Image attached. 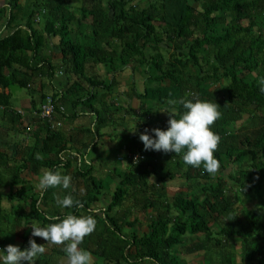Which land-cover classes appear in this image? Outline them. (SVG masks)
I'll use <instances>...</instances> for the list:
<instances>
[{
	"label": "trees",
	"instance_id": "obj_1",
	"mask_svg": "<svg viewBox=\"0 0 264 264\" xmlns=\"http://www.w3.org/2000/svg\"><path fill=\"white\" fill-rule=\"evenodd\" d=\"M7 1L4 26L12 29L0 35L2 107L11 103L13 87L29 88L33 78L40 75L51 78L59 63L75 76V81L66 89L68 94L79 84L78 79L109 89L115 85L118 71L127 65H137L134 68L139 72L142 68L145 79L142 92L137 94L141 100L159 102L168 110L173 107L169 100L178 101L191 92L193 95L186 98L216 102L220 106L221 117L211 130L221 138L214 153L220 165L218 172L230 167L225 175L227 182L224 176L218 177V172L211 175L203 166L186 165L182 154L165 153L168 161H174L172 169H167L166 165L153 160L157 151H146L137 145L142 144L137 134L122 135L131 147L117 160H125L130 168L122 171L102 216L91 214L97 222L94 234L98 235L97 224L101 221L111 227L101 231L106 234L100 246L108 264H185L178 254V245L187 253L202 251L203 264H237V239L241 246V264H264V201L254 209L242 208L239 212L234 209L236 203L259 196L253 190H260L264 183V92L261 91L264 0H146L143 7L135 0H81L78 7L72 5V0H34L29 10H24L17 0ZM192 1L197 2L198 7H194ZM3 8L0 6V15ZM20 13H25V23L12 26ZM35 15L41 22L39 28L33 26ZM73 20L81 25L77 33L70 30ZM56 35L57 54H43L48 38ZM53 56L58 59L56 64ZM90 62L104 65L111 76H86V65ZM190 65H195L193 71ZM211 78L220 84L207 82ZM52 96L55 114L60 101ZM85 96L83 101H89L93 94ZM81 97H74L71 103L75 104ZM175 108L178 113L185 111L179 104ZM96 113L97 123L103 121L99 111ZM146 114L152 115L148 107L144 108L143 115ZM243 114L247 115L246 120L236 127ZM164 119L157 128L167 129L169 117ZM43 123V134L34 148L30 146L26 161L32 170L46 165L56 171L58 164L53 157L61 159L67 149L66 138L58 128H50L48 121L43 119ZM143 123V126L147 124ZM149 135L155 136L154 133ZM128 152H139L145 157L134 163L127 156ZM6 159V154L0 152V165L7 164ZM68 161L66 158L65 164ZM14 169L20 171L19 167ZM90 172L91 166L79 173L88 175ZM153 173L159 181L178 174L194 179L197 194L178 192L167 198L162 193L144 198L143 201H151L154 208L148 230L125 238L119 224L107 212L120 205L130 189L141 192L148 189L144 187ZM16 179H19L18 173L14 181ZM89 181L86 194L74 199L85 211L100 199L104 190L102 181L92 176ZM151 185L154 187L155 183ZM53 189L43 191L41 197L45 198ZM37 200L30 198L26 218L37 215L45 224L58 222L46 219V214L39 212ZM80 207L73 206L66 215H83ZM230 217L234 218L227 220ZM211 224L218 227L217 231ZM48 263L46 258L35 262Z\"/></svg>",
	"mask_w": 264,
	"mask_h": 264
},
{
	"label": "crops",
	"instance_id": "obj_2",
	"mask_svg": "<svg viewBox=\"0 0 264 264\" xmlns=\"http://www.w3.org/2000/svg\"><path fill=\"white\" fill-rule=\"evenodd\" d=\"M26 1H30L29 6L26 7L29 10L34 0ZM26 1L21 3V0H17V3L23 7L27 3ZM7 2V0H0V6L4 7V11L0 15V35H6L11 31L9 27L4 26L8 14ZM72 2L75 7L81 4V0H72ZM24 14L20 13L11 25L22 24L23 26L26 20ZM36 17L38 21L33 18L34 24H40L39 16ZM69 26L71 33H77L78 29L81 28L76 20H73ZM57 43V35L49 37L43 54H57ZM57 60V57L53 56V63L56 64ZM134 71L135 68L130 67V65L123 67L117 73L115 85L109 89L103 86L90 85L84 79H78L79 84L72 86L73 91L70 90L71 94H68L66 89L69 83L75 81V76L59 63L58 69L51 78L46 75L33 78L31 86L27 88L33 93V96L27 100L28 105L25 108L14 107L12 103L6 107L0 106V152L6 154V162H8L5 165L4 163L0 165V249H4L8 244L17 245L24 249L28 247L29 239L35 240L37 244L46 243L43 238L31 235V223L37 222L41 227L48 225L43 223L37 215H34V218H26L25 214L29 208L31 197L39 199L37 206L40 213L46 214V216L66 215L71 212L72 207H59L56 203L57 199H63L65 196L77 199L86 194L91 176L101 181L103 177L109 175L111 184L108 186V190H103L100 199L90 204V208L87 210L89 212L87 213L81 209V205L79 206L80 213L83 215L96 214L99 217L102 216L113 190L121 179L122 171L130 168L129 163L125 160H119L120 163L115 164L114 157H112L118 152L116 151L117 145L121 144V150L124 153L131 147V143H127L122 135L135 133L140 136V133L144 132L145 129L148 130V134L152 133L150 130L153 128V124L149 122L151 116L149 114L143 115L144 108L148 106L137 96L138 93L142 92L144 85L141 88L136 86L138 80ZM96 75L108 78L111 73L107 72L104 65L95 62L87 63L86 76ZM89 93L93 96L89 97V101H83L86 98L85 95ZM46 94H52L55 95V98H59V104L63 107L62 110L58 109L53 115V123H58V130L66 138L65 146L67 149L62 153L60 161L56 157H53V160L58 164L55 167L56 172L70 176L72 186L68 189L54 188L48 191L43 199L41 197L43 191L39 190L37 185L40 176L49 168L46 165H39L32 170L30 163L26 160L31 150L30 146L34 148L39 136L43 134L41 128H43L44 123L38 112L40 102ZM76 96H82L81 100H77L75 104L71 103ZM96 111L100 113L99 118L103 119L99 123L96 121L98 118ZM143 122L147 124L143 126ZM137 145L144 148L143 143ZM66 158L69 159L67 164H65ZM49 162L51 161L49 160ZM89 166H91V172L88 175L79 173L80 170L83 172ZM16 167H19L20 171L15 172L14 168ZM17 173L19 179L14 181ZM160 187L162 191H156V196L162 195V184ZM146 190L141 192L137 189H130L123 202L114 207L115 212L111 214L114 208L107 212L114 218L115 223L119 224L125 238H130L134 233L141 235L148 230L154 209L152 210L151 201H143V199L154 196V191L151 184ZM128 200L132 202H127ZM122 207L125 209L123 214L120 213ZM138 214H142L141 217ZM97 225L98 235L93 233L90 238L89 236L85 237L80 247L91 253L93 264H108V261L103 257L101 247L106 234L101 233V224L98 223ZM122 230H125L126 233ZM45 247L46 252L37 259L46 258L49 261L48 264H67V255L63 251V246L46 244Z\"/></svg>",
	"mask_w": 264,
	"mask_h": 264
},
{
	"label": "clouds",
	"instance_id": "obj_3",
	"mask_svg": "<svg viewBox=\"0 0 264 264\" xmlns=\"http://www.w3.org/2000/svg\"><path fill=\"white\" fill-rule=\"evenodd\" d=\"M261 85V91L264 92V80L261 81ZM192 95L193 93L187 92L185 97L178 101L169 100V105L173 107L162 111L169 117L167 129H151L155 134L154 137L145 129L140 133L139 139L146 151L182 154L186 165L193 168L203 166L207 173L215 175L220 165L214 153L218 150L221 138L211 130V126L221 117L220 106L216 102L186 98ZM177 104L181 105L185 111L178 113L175 108ZM71 186L70 176L51 170L43 172L37 185L41 191L57 187L68 189ZM56 203L61 208L80 206V202L71 196L57 199ZM46 219L58 222L49 223L45 227L39 226L37 222L30 224L31 235L43 238L46 243L37 244L35 240L29 239L28 247L24 249L8 244L4 249H0L2 264H35L37 258L46 252V244L63 246V251L67 255V264H93L91 253L80 247L85 237L91 235L96 229L97 222L93 216L68 214L63 218L47 216Z\"/></svg>",
	"mask_w": 264,
	"mask_h": 264
},
{
	"label": "rangeland",
	"instance_id": "obj_4",
	"mask_svg": "<svg viewBox=\"0 0 264 264\" xmlns=\"http://www.w3.org/2000/svg\"><path fill=\"white\" fill-rule=\"evenodd\" d=\"M24 1H26V0H21V3H24ZM145 1L146 0H135V3L139 7H143V3ZM26 2L27 3L23 5V8H25L24 10H27L26 7L29 6V3H30V1H26ZM191 3H192V5L194 7H198V3L197 2H193L192 1ZM76 4H77V2H76ZM243 22H246V21L243 20ZM33 25L37 26L38 28L40 26V24H36V23L35 24L33 23ZM9 28L12 29L11 27H9ZM182 42L183 41L181 40L180 43H182ZM170 46L172 48L171 44H170ZM130 67H133V65H130ZM134 67H138V66L135 65ZM141 67H143V66L141 65ZM190 67H191L190 70L193 71L194 68H195V65H190ZM134 74H135V76H136V78L138 80L136 86H140V88H141L142 82H143L142 75L144 74L143 69L141 68V72H139L135 68ZM107 80H105V81L107 82ZM141 80H142V82H141ZM210 81L213 82V83L216 82L217 86L220 84V82H217V81L213 80L212 78L207 80V82H210ZM146 82H147V80H146ZM143 85H144V83H143ZM31 96H33V93L31 91H29V89H27L25 87L20 88V87L15 86V87L12 88V94H11L10 101L13 104L14 107L18 106V107L25 108L28 105L27 100H30ZM142 102L145 103L148 106V108H150V110H151L152 115H151V117H149V122L151 124H153L152 127L155 128V125H156V128L159 127V126H162V124H163L162 120L168 116L167 113L162 112V111L166 110L165 107H164V104H160L159 102L145 100V99L142 100ZM246 117H247V115L243 114V119H241V120L236 122V127H239L241 125V123L244 120H246ZM148 128H150V127L148 126ZM230 128H232V126ZM150 132H152V131L150 130ZM151 134H153V132ZM123 139L126 141V138H123ZM116 148H117L116 151H118V152L116 153V155L113 154L112 157H114L115 164H119L120 161H118L116 159V157H122L124 155V151L121 150V144L117 145ZM164 154H165V152H156L155 159H153V160L156 161V162L161 163L162 165H166L167 169H172V167H173L172 164L174 163V161H168V159L166 158V156ZM142 159H144V158H142ZM178 167L179 166H177V169H180V167L179 168ZM229 170H230V167L227 168L224 172H218V177L219 176H224L225 182H227L228 177H225V175L228 173ZM109 177L110 176L107 175V177H103L102 180H101L102 181V185L104 186V190H108V186L111 184L110 183V179L111 178H109ZM148 180H149L148 181V185L145 186V188H149V185L151 184L150 181H152L153 183H155L154 187L152 185V190L153 191H158V190H160V188H161L160 185L162 184V186H163V192L162 193H164V196H166L167 198H171L174 194H176L178 192H183V193L194 192V193H196V188H195V186H196L195 182L196 181L194 179H190V180L189 179H185V177L179 176V174L176 175L175 178H172V179L167 178L164 181H159V180L156 179V176H154V173H153L152 175H150L148 177ZM202 181H204V179H202ZM160 191H162V189ZM243 191H245V190H243ZM253 192L259 194V196H254V197H252L253 198L252 200L244 201V203H239V202L236 203L234 205L235 211L239 212V211L242 210V208L254 209V207L259 206V204H261L264 201V184H262V188L260 190H256L255 191V189H254ZM154 194H156V192ZM154 197H156V195H154ZM154 197H152V198H154ZM242 198H244V196ZM129 201H131V200H128L127 202H129ZM153 209L154 208L152 207V210ZM124 210H125L124 207H122V209H120V213L123 214ZM100 211L102 212V210H100ZM114 212H115V208L111 211V214L114 213ZM138 215L141 217L142 214H138ZM100 224H101V228H105V227H107L108 229L111 228L109 225H104L102 221L100 222ZM211 227H212V229L214 231H217V229H218V227L215 224H211ZM122 231L124 233H126L125 230H122ZM199 237H201V236L199 235ZM189 238H191V237H189ZM192 238L195 239L194 236H192ZM187 241L190 242L191 240L188 239ZM176 248H177L179 256L182 259L185 260V264H203V252L202 251L193 252V253H187L183 246L180 247L178 245V246H176ZM240 248H241L240 242L237 239L236 245H235V250H236V253H237V264H241V261H240L241 250H240Z\"/></svg>",
	"mask_w": 264,
	"mask_h": 264
},
{
	"label": "built area",
	"instance_id": "obj_5",
	"mask_svg": "<svg viewBox=\"0 0 264 264\" xmlns=\"http://www.w3.org/2000/svg\"><path fill=\"white\" fill-rule=\"evenodd\" d=\"M36 20H38L37 17H36ZM59 109L62 110L63 107L59 105ZM54 112H55V104L53 102V96L51 94H46L42 98V101L40 102L38 114L42 119L48 121L49 126L52 129L58 128V125H57L58 123L57 124L53 123ZM127 156L130 157L134 163L137 160L144 158V155L139 152L137 153L128 152Z\"/></svg>",
	"mask_w": 264,
	"mask_h": 264
}]
</instances>
